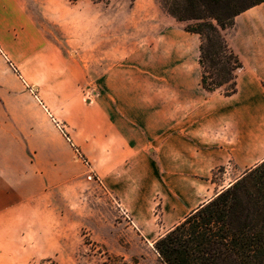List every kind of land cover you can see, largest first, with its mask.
<instances>
[{"label":"crops","instance_id":"crops-1","mask_svg":"<svg viewBox=\"0 0 264 264\" xmlns=\"http://www.w3.org/2000/svg\"><path fill=\"white\" fill-rule=\"evenodd\" d=\"M126 1L118 31L113 0H0V264L87 260L83 237L58 230L73 149L29 89L28 67L65 77V122L84 128L87 119L97 162L118 168L120 183L134 170L151 187L138 199L158 196L177 220L229 186L214 171L242 175L264 160V4L235 18L230 45L243 70L224 97L200 86L197 35L177 31L156 0ZM89 24L96 39L73 38ZM90 65L102 67L95 78Z\"/></svg>","mask_w":264,"mask_h":264},{"label":"rangeland","instance_id":"rangeland-1","mask_svg":"<svg viewBox=\"0 0 264 264\" xmlns=\"http://www.w3.org/2000/svg\"><path fill=\"white\" fill-rule=\"evenodd\" d=\"M113 5L118 8L119 13L116 20L111 21L117 25L119 31L121 22L128 19L130 3L126 0H113ZM88 12L89 19L96 18L97 12L94 9L88 8ZM169 18L170 23L176 25L177 31L183 29L184 24L179 25L176 22L177 25L173 18ZM96 31L97 25L89 24V33L81 35V32H74L73 38L81 36L93 40L96 39ZM225 35L230 43L231 30ZM88 44L82 45V48ZM105 44L107 46L108 43ZM15 68L17 70V67ZM21 68L26 70L27 67ZM101 68L90 65L86 68V73L95 78ZM25 75L33 85L29 88L32 94L47 110L52 120L56 121L55 126L73 149L72 185H67L66 189L62 185L57 193L58 212L62 221L58 230L63 232L66 229L67 232L83 237V255L87 258L84 264H161L153 250V244L182 219L174 218L176 211L170 205H161L158 196L152 200L138 199L140 189L142 192L151 191V187H141L138 184L140 179L134 170L126 171V180L120 183L118 168L113 169L107 162H97L96 136L90 134V122L86 119L84 128H77L65 122V101L67 98L71 100V97L65 95L67 80L63 75L49 76L42 71L35 72L31 67H28ZM89 102L88 98L81 100L83 106ZM228 166L231 167V162ZM221 172L222 168L214 171L212 175V181L221 185H230L241 176L234 171L222 176ZM110 181H116V186H107ZM37 264L56 262L44 259Z\"/></svg>","mask_w":264,"mask_h":264},{"label":"trees","instance_id":"trees-1","mask_svg":"<svg viewBox=\"0 0 264 264\" xmlns=\"http://www.w3.org/2000/svg\"><path fill=\"white\" fill-rule=\"evenodd\" d=\"M158 2L184 24V32L198 36L201 88L224 97L235 94L243 64L225 34L238 15L264 0ZM153 250L161 264H264V160L190 211L154 242Z\"/></svg>","mask_w":264,"mask_h":264}]
</instances>
